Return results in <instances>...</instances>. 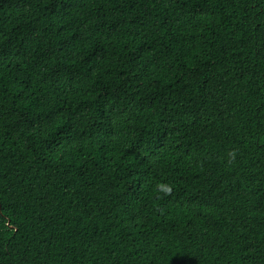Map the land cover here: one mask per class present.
I'll use <instances>...</instances> for the list:
<instances>
[{
    "label": "trees",
    "instance_id": "1",
    "mask_svg": "<svg viewBox=\"0 0 264 264\" xmlns=\"http://www.w3.org/2000/svg\"><path fill=\"white\" fill-rule=\"evenodd\" d=\"M0 264H264V0H0Z\"/></svg>",
    "mask_w": 264,
    "mask_h": 264
}]
</instances>
